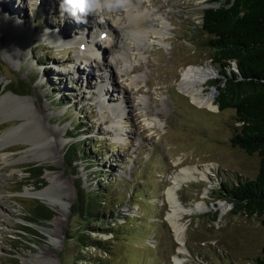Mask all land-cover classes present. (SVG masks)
Listing matches in <instances>:
<instances>
[{
    "label": "rangeland",
    "instance_id": "1",
    "mask_svg": "<svg viewBox=\"0 0 264 264\" xmlns=\"http://www.w3.org/2000/svg\"><path fill=\"white\" fill-rule=\"evenodd\" d=\"M62 1L0 0V84L9 78L29 82L20 93L14 90L19 87L0 90V97H17L0 108V137L24 124L0 149V264H85L96 256L109 264H251L264 245V230L255 215L220 196V183L254 177L258 156L230 144L237 125L231 108L199 106L179 90L186 70L207 67L212 75L203 91L214 90L216 104L219 74L209 34L200 27L208 2L154 0L149 8L167 12L165 35L145 39L140 48L124 37V56L123 42L114 47L96 26L107 20L117 27L120 12L76 23L61 18ZM7 14L31 39L14 31L2 18ZM94 37L105 50L91 49ZM69 144L83 151L77 174L63 163ZM29 164L48 166L41 182L26 172ZM194 167L206 170L207 178L183 184L178 196L187 207L202 202L206 208L182 217L181 249L166 190L175 174ZM78 180L85 190L104 186V218L118 216L122 233H105L100 215L87 221L86 211L74 213ZM48 187L65 203L56 205L58 211L27 193ZM38 203L53 212L50 218H36ZM86 224L91 236L110 237L109 253L80 239Z\"/></svg>",
    "mask_w": 264,
    "mask_h": 264
},
{
    "label": "trees",
    "instance_id": "2",
    "mask_svg": "<svg viewBox=\"0 0 264 264\" xmlns=\"http://www.w3.org/2000/svg\"><path fill=\"white\" fill-rule=\"evenodd\" d=\"M205 1L216 4L203 8L200 25L201 29L209 34L208 44L213 51L211 60L219 74L215 79L217 88L215 102L220 110L231 108L234 111L237 125L229 137L230 144L248 154L256 153L258 156V168L254 177L237 180L231 184L222 181L220 196L231 201L246 216L255 215L264 230V0ZM26 82L9 78L4 86L0 84V90L7 86L8 89L19 87L14 90L20 93L21 89L28 88L29 82ZM78 133H70L69 136L74 137ZM81 153L83 154L81 149L69 144L62 154L63 163L76 174L78 173L76 162L80 159ZM47 167L43 164H29L26 172L39 183L43 180L41 174ZM103 191L102 185L85 190L82 182L78 180L73 211L74 213L86 211L87 221L92 220L90 217L100 215L97 220L101 224H106L102 230L115 237L122 233L119 230L121 222L116 215H113L110 221L105 220L106 210L103 212V206L106 198L102 195ZM37 205L36 218L52 216L53 212L48 207L41 203ZM111 211L112 209L108 210V213H112ZM122 217L126 218V215ZM92 231H94L92 226L86 224L80 239L86 237L88 241L90 239L86 245L109 253L107 244L110 237L105 240L93 237ZM84 261L85 264H109L100 256L94 259L86 258ZM251 264H264V245Z\"/></svg>",
    "mask_w": 264,
    "mask_h": 264
},
{
    "label": "bare ground",
    "instance_id": "3",
    "mask_svg": "<svg viewBox=\"0 0 264 264\" xmlns=\"http://www.w3.org/2000/svg\"><path fill=\"white\" fill-rule=\"evenodd\" d=\"M63 2V1H62ZM61 2V3H62ZM154 0L147 2L145 0H130L129 4L126 8H121L117 10H113L112 13L120 12L119 21L117 23V27H113L109 24L106 20L105 24L99 25L101 31H103L104 36H110V43L114 42V47H119V45L123 42L124 51L123 54H127L128 50V41L124 40V37L130 40V43H135L139 48L143 45L145 39H150L155 36L163 37L165 33L163 32V26L165 19L164 14L167 15V12H163V8L158 7L157 9L149 8L151 4H153ZM60 3V4H61ZM1 13V12H0ZM167 17V16H166ZM8 24H10L14 31L21 32V36L26 39H31L30 32L27 29H17V23L15 20L7 14L2 17ZM168 19V18H167ZM1 21V20H0ZM3 22V21H2ZM5 23V22H4ZM59 40H61L60 35H56ZM21 37V38H22ZM57 40L56 37H54ZM21 40V39H20ZM23 40V39H22ZM162 41V40H161ZM20 43H23L20 42ZM91 49L93 51H100L105 50L103 48L104 45H101L96 38H91ZM89 52V50H88ZM93 55L92 52L87 54ZM88 60V59H87ZM138 69V67L134 68ZM212 72L207 67H191L186 72L183 73L182 78L180 79L179 83V90H181L184 94L188 95L192 102L199 105L205 106L207 108L216 110L217 106L214 103V90H211L207 93H204V84L206 81L211 77ZM8 97H15V95L8 93L0 97V108L2 107L3 101ZM23 104L29 102V98H18ZM31 103V102H30ZM27 122H30L27 120ZM24 124H20L14 130L5 133L0 137V149L4 147L12 138V135H15V130L20 129L23 127ZM27 127V125H25ZM30 127V126H29ZM32 127V126H31ZM14 131V132H13ZM26 135H32L31 131L25 128ZM47 131V130H46ZM48 133V132H47ZM31 151H27L26 154L22 156V158L27 159L28 154ZM21 158V159H22ZM33 159L39 157H32ZM30 158V159H32ZM4 161H7V157H3ZM207 178L206 170H200L198 168H184L181 172L175 174L171 179V185L166 190V197L170 204L171 211L168 214V219L170 221L171 227L174 233L177 236V240L179 242L180 247L183 248V243L185 242V230L186 226L181 221L182 217L186 213L196 212L197 210L205 209L206 206L202 202H196L192 206H185L181 199L178 196V189L189 181H196L199 179ZM28 194L32 196H36L43 200V202L53 206V208L58 211L59 208L56 205H64L65 203L62 201V197H56L50 194L49 187L39 190L28 191ZM223 207V205L221 206ZM225 207V206H224ZM223 207V208H224ZM225 211V208H224Z\"/></svg>",
    "mask_w": 264,
    "mask_h": 264
},
{
    "label": "clouds",
    "instance_id": "4",
    "mask_svg": "<svg viewBox=\"0 0 264 264\" xmlns=\"http://www.w3.org/2000/svg\"><path fill=\"white\" fill-rule=\"evenodd\" d=\"M130 0H63L60 5V16L71 17L76 23H87L89 15L99 17L104 12L126 8Z\"/></svg>",
    "mask_w": 264,
    "mask_h": 264
},
{
    "label": "water",
    "instance_id": "5",
    "mask_svg": "<svg viewBox=\"0 0 264 264\" xmlns=\"http://www.w3.org/2000/svg\"><path fill=\"white\" fill-rule=\"evenodd\" d=\"M211 5L213 6V5H216V4H211V3H208V6H211Z\"/></svg>",
    "mask_w": 264,
    "mask_h": 264
}]
</instances>
